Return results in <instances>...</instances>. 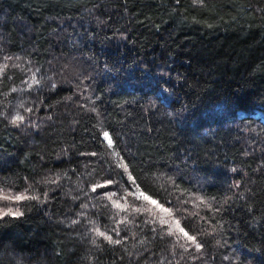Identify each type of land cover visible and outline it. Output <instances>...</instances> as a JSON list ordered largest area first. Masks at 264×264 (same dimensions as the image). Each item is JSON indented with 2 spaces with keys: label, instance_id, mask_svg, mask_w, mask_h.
Listing matches in <instances>:
<instances>
[{
  "label": "trees",
  "instance_id": "16d2710c",
  "mask_svg": "<svg viewBox=\"0 0 264 264\" xmlns=\"http://www.w3.org/2000/svg\"><path fill=\"white\" fill-rule=\"evenodd\" d=\"M3 192L0 264H264V0H0Z\"/></svg>",
  "mask_w": 264,
  "mask_h": 264
},
{
  "label": "snow or ice",
  "instance_id": "6c2138e0",
  "mask_svg": "<svg viewBox=\"0 0 264 264\" xmlns=\"http://www.w3.org/2000/svg\"><path fill=\"white\" fill-rule=\"evenodd\" d=\"M104 137H105V139L108 141L109 145L111 146V144H112V140H111V138L109 137V134H108L107 132L104 133ZM99 187H103V185H99ZM95 190H96V189L94 188L93 191H95ZM113 195H115V193H113ZM141 195H143V194H141ZM109 198H110V197H109ZM0 199L7 200V199H9V197H8V196H0ZM15 199H16L17 201H19V200H21V199H24V197L17 196V197H15ZM33 199H35V197H33ZM144 199H145V200H149V197L144 196ZM149 202L152 203V204H156V202L153 201V200H149ZM115 206H116L117 208H120V207H121V205H120L119 203H116ZM157 207H159V205H157ZM162 211L167 212L168 210H167V209H162ZM0 213H2V216H10V215H13V216H19V215H21V213H20L19 211L13 213L11 209H8V211H3L2 209H0ZM176 228H177L180 232H182V233L184 234V236L187 237L188 240H190L191 242H193L194 244H196L197 249L200 248V244L196 242L195 237H194V236H189L188 233H187V232H184V229L180 227V225H179V221H176ZM98 235L103 236L104 233H100V232H98ZM105 238L108 239L109 242L119 243V241H112L111 237H109V236H106Z\"/></svg>",
  "mask_w": 264,
  "mask_h": 264
},
{
  "label": "rangeland",
  "instance_id": "374dc122",
  "mask_svg": "<svg viewBox=\"0 0 264 264\" xmlns=\"http://www.w3.org/2000/svg\"><path fill=\"white\" fill-rule=\"evenodd\" d=\"M103 139H104V141L109 145V143H108V141L105 139V137H104V135H103ZM135 192V194H137V196H141V194L140 193H138L137 191H134ZM10 193L9 192H3V193H0V196H8ZM9 199H11V200H13V199H15V198H11V197H9ZM9 199H7V200H2V199H0V201H5V202H8L9 201ZM0 209H2L3 211H8V209H3L2 207H0ZM10 209L12 210V212L14 213V210L11 208V206H10ZM0 216H2V213H0Z\"/></svg>",
  "mask_w": 264,
  "mask_h": 264
}]
</instances>
